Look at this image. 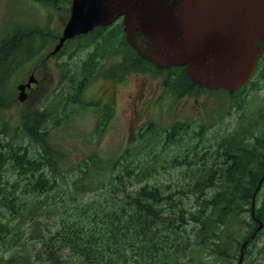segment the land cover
Segmentation results:
<instances>
[{
    "label": "trees",
    "instance_id": "16d2710c",
    "mask_svg": "<svg viewBox=\"0 0 264 264\" xmlns=\"http://www.w3.org/2000/svg\"><path fill=\"white\" fill-rule=\"evenodd\" d=\"M46 23L44 30L18 31L0 40V92L19 66L43 50L44 38L53 36L56 29ZM102 29L68 40L63 49L93 45L97 54L91 53L92 67L98 55L119 56L120 62L107 71L112 77L134 71L161 77L162 100L223 92L225 101H238L228 102L225 110L242 107L234 96L252 79L232 92L207 90L193 83L183 67L158 69L138 57L124 41L121 24L107 28L104 37ZM45 30L33 49V36L41 37ZM65 70L70 75L64 91L51 95L40 111L23 117L12 134L0 128V167L5 163L17 174L7 186L0 185V204L11 206L18 199L14 214L17 219L26 214L31 224L28 237L20 233L8 237L10 223L0 222V243L13 240L12 254L1 256L0 264H41L43 259L49 264H227L239 253L235 244L243 232L240 218L250 210L255 185L264 173V105L243 114L235 132L214 145L205 137L208 126L197 121L162 127L154 120L144 123L117 157L104 158L94 148L70 160L57 150L51 133L62 128L73 111L94 107L95 129L88 139L95 144L113 111L105 99L83 101L89 74H73L69 65ZM46 123L51 127L45 128ZM18 133L32 148L22 145ZM170 146L175 151L170 152ZM167 166L180 169L181 181L151 183L158 168ZM210 189L214 190L209 195ZM260 210L264 212V207ZM42 214L53 219L44 231L38 224ZM30 240L40 244L38 250L23 246Z\"/></svg>",
    "mask_w": 264,
    "mask_h": 264
},
{
    "label": "rangeland",
    "instance_id": "374dc122",
    "mask_svg": "<svg viewBox=\"0 0 264 264\" xmlns=\"http://www.w3.org/2000/svg\"><path fill=\"white\" fill-rule=\"evenodd\" d=\"M70 1L54 0L49 1L52 4L49 2L44 4L35 0H0V40L18 31L44 30L47 27L46 22H48V27L56 29L53 36L48 39L44 38L47 30L43 32L41 37L38 35L33 36V49L38 47L42 38L46 40L42 52L34 54L33 61L22 64L10 76V79L7 82L5 81L6 84L0 92V128L5 127L4 129L9 134H12L14 126H18L23 117L31 116L30 114H33V112L40 111L49 102L51 95L57 91L62 92L65 90L70 73L66 74L65 81L62 80L60 82L57 77V63L64 62L70 66L73 74L74 72L79 74L78 70L82 64L81 62L93 51V47H90V45L82 50L67 48L55 58H48L50 50H53L57 43L65 20L68 18ZM96 60V65H99V61L102 59ZM119 62V56H111L106 65L114 69V66ZM33 66L38 67L40 71L41 69L44 70L46 74L45 85L34 86L23 102H19L17 100L19 91L16 90V87L20 81L27 79ZM87 74H89V80L84 88L83 101L94 102L98 96L104 95V98L106 97L112 105L113 114L104 134L95 144L92 140L89 142L88 139L94 134L95 129L97 112L93 109L94 107L73 111L68 115L65 125L51 133L56 142L55 147H57V150L66 154L70 160H76L83 152L94 148L99 156L104 158L112 159L117 157L128 146L131 138L143 124L154 120L162 127H170L177 121H197L204 124L206 129L208 126V129L204 132L205 137L209 136L208 140L213 142L214 145L221 137L230 132H235L234 126H236L238 120H242L240 117H243V114H253L257 107L264 105V54L255 77L245 86L244 92L236 97L234 96L235 99H240L239 101L242 102L240 109L233 107L225 110L229 101H225L226 95L223 92L216 93V95L213 93L195 97L185 96L177 101H174V99L162 100L159 98L162 91L160 87L162 85L161 77H156L153 73L128 72L124 76L121 74L119 79L113 78L109 81L97 76V73L94 76H92L94 73ZM48 78H52L55 84L49 85ZM92 78L95 79L94 82ZM140 81H144V84H141ZM235 102L238 101H230L229 103L234 104ZM233 104L229 105L233 106ZM50 127V123L45 124V128ZM240 130L237 129V131ZM18 134L20 136L19 140L22 139V145L32 148L29 145L30 141L22 136V133ZM241 134L243 133L241 132ZM169 150L170 152L175 151L172 146H170ZM158 169L159 173L151 179V183L160 185L162 183L181 181L180 169L171 168L170 166ZM15 179H17V174L7 168L4 163L0 167V185L5 187ZM213 190H208V194H212ZM19 198L26 201L29 196H21ZM4 202L0 204V222L10 223V229L12 230L8 237H12L15 233L28 237L31 226L28 220L29 217H26L25 214L24 218L19 217L17 219L16 214H14L15 209L18 208L17 205H20L18 199H13L11 206L3 205ZM263 207L264 182L255 195V213L257 217H261L262 229L256 237H253L255 240L248 246L241 264H264V212L262 211L263 214L261 215L259 211ZM240 221L243 222V225H241L243 232L237 236L238 242L235 244L237 250H239L238 243H241L245 238L243 236H248L256 224L251 220L250 210L241 216ZM52 222L53 219L44 214L38 218V224L42 231L45 228H50ZM249 226L252 227L250 230ZM12 241L4 244L0 243V258L1 256L6 257L12 254ZM30 241L32 243L25 245L20 243V245L28 247L29 251L32 252L38 250L40 244L33 240ZM237 257L238 253L234 254L233 258H229L227 264H236ZM40 263L49 264L45 259Z\"/></svg>",
    "mask_w": 264,
    "mask_h": 264
},
{
    "label": "water",
    "instance_id": "95a60500",
    "mask_svg": "<svg viewBox=\"0 0 264 264\" xmlns=\"http://www.w3.org/2000/svg\"><path fill=\"white\" fill-rule=\"evenodd\" d=\"M120 17L124 40L140 58L159 69L183 67L193 83L207 90L239 88L264 45V0H72L52 54L67 39ZM28 86L17 87L20 101ZM263 179L264 174L255 192ZM260 228L261 223L241 244L237 264Z\"/></svg>",
    "mask_w": 264,
    "mask_h": 264
},
{
    "label": "flooded vegetation",
    "instance_id": "af4514ba",
    "mask_svg": "<svg viewBox=\"0 0 264 264\" xmlns=\"http://www.w3.org/2000/svg\"><path fill=\"white\" fill-rule=\"evenodd\" d=\"M119 22L121 23V19L119 20ZM99 28H103L102 29V32L103 31H105V30H107V28H109V27H99ZM107 31H105L104 32V34H100L101 35V37H104V35H105V33H106ZM51 51V50H50ZM40 52H42V51H40ZM93 53H94V51H93ZM60 54V51L59 52H57L56 54H49V56H48V58H55L56 56H58ZM95 54H97L96 52L94 53V57H95ZM88 57L84 60V61H82L81 63V65H80V68H81V70H80V74L83 72V73H85V72H87V73H94L92 76H94L96 73H97V76H99V77H101L102 79H104L105 81H109V80H112L113 79V77L112 76H109L108 75V73H107V71H109L110 70V66L108 65H106L107 64V61H108V59H109V56L108 57H106L105 55L103 56L102 54L101 55H98L97 56V59L99 60V59H102L101 61H99L100 63H99V65H97L96 67H92L91 65H89V63L90 62H92V59H95L94 57H92L91 55H90V53L87 55ZM34 56L29 60V61H33L34 59ZM97 61V60H96ZM27 62H25L24 64H26ZM29 63V62H28ZM58 64V72H57V74H58V79H59V81L61 82L62 80H64L65 81V77H66V73H65V66H66V63H64V62H59V63H57ZM105 65V66H104ZM20 67V66H19ZM18 67V68H19ZM17 68V69H18ZM13 69H14V64H13ZM16 69V70H17ZM87 70V71H86ZM71 71V70H70ZM45 72H44V70L43 69H41V71H40V69L38 68V67H36V66H33L32 67V69L30 70V72H29V74H28V77H27V79H25V80H22V81H20L19 83H18V85H30L29 87H27L26 89H25V93H26V95L29 93V91L34 87V86H36V85H45V82H44V80H45ZM11 76V75H10ZM10 76H9V78H8V80L10 79ZM122 76H124V74H122ZM94 81H95V79L94 78H92ZM119 79V78H118ZM29 80H31V82H29ZM29 82V83H28ZM140 83L141 84H144V81H140ZM48 84L49 85H54L55 84V82L53 81V79L52 78H48ZM58 85H60V83H58ZM64 85V84H63Z\"/></svg>",
    "mask_w": 264,
    "mask_h": 264
},
{
    "label": "bare ground",
    "instance_id": "6f19581e",
    "mask_svg": "<svg viewBox=\"0 0 264 264\" xmlns=\"http://www.w3.org/2000/svg\"><path fill=\"white\" fill-rule=\"evenodd\" d=\"M251 235H252V234H251ZM251 235H250V236H251ZM250 236H249V237H250ZM253 237H254V236H253ZM245 241H246V239L243 241V243H244ZM247 245H248V244L246 243V244H245V247H246Z\"/></svg>",
    "mask_w": 264,
    "mask_h": 264
}]
</instances>
